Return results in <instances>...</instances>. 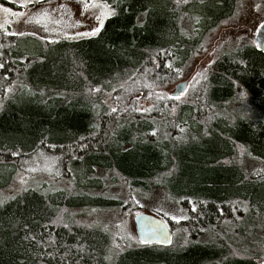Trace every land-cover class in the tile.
<instances>
[{
  "label": "trees",
  "instance_id": "16d2710c",
  "mask_svg": "<svg viewBox=\"0 0 264 264\" xmlns=\"http://www.w3.org/2000/svg\"><path fill=\"white\" fill-rule=\"evenodd\" d=\"M96 1L115 9L96 37L49 47L34 39L24 49L22 37L0 34V98L16 85L0 105V190L24 167L35 164L36 173L43 157L53 182L72 184L46 194L27 189L0 203V264L263 262L261 253L233 257L192 241L224 221L233 224L238 201L248 202L249 214L264 215V177L222 164L237 146L264 163V55L245 47L220 56L192 80L186 103L164 94L206 36L232 16L236 0ZM182 20H193L191 33ZM238 93L248 116L225 111ZM138 96L150 106L142 109ZM161 125L163 139L156 133ZM97 170L118 174L133 195L166 186L180 201L178 226L191 243H126L110 262L109 235L67 215L134 205V197L125 207L91 196L102 187Z\"/></svg>",
  "mask_w": 264,
  "mask_h": 264
},
{
  "label": "rangeland",
  "instance_id": "374dc122",
  "mask_svg": "<svg viewBox=\"0 0 264 264\" xmlns=\"http://www.w3.org/2000/svg\"><path fill=\"white\" fill-rule=\"evenodd\" d=\"M114 14V8L96 0H3V3H0V34L22 37L20 46L24 49L30 47V41L35 40L44 47H49L62 41L77 42L96 37L104 23ZM101 19L102 26L99 23ZM193 24V20H182L181 27L185 32L191 33ZM263 24L264 0H236L232 16L206 36L205 42L198 46L193 58L181 68L180 79L166 88L164 94L169 97L174 86L181 81L188 82V90L192 80L205 72L220 56L239 53L245 47H255L253 37ZM97 27L100 30L92 34V30ZM15 88L16 85L7 90L8 94L0 98V105L16 92ZM187 90L177 99L178 102L188 101ZM105 98L103 104L107 106L109 98L108 96ZM136 98L142 109L150 106L149 100H143L140 96ZM225 111L232 116L249 115L245 98L241 93L235 96ZM156 133L159 139L164 138L162 125L157 128ZM43 160L36 173L35 164L29 168L24 167V171L17 173L11 184L0 190V203L22 194L27 189L38 190L44 194L50 190H72L71 183L53 182L52 174L49 173L52 171L50 159L48 161L43 157ZM222 164L237 166L247 177L254 173L264 177V163L251 158L247 149L242 146H237L233 156L224 159ZM94 176L101 180L102 187L90 191L91 196L120 200L125 203V207L131 197L135 199L134 205L124 209L122 207L67 209L68 217L81 226L97 229L109 235L110 262L116 253L128 245L126 243L131 246L139 243L134 226V217L139 213L154 215L169 224L172 229V241L168 247L182 249L191 243L185 229L178 226L184 213L180 201L170 197L171 193L166 186L160 188L152 186L149 191L133 195L118 174L97 170ZM231 211L234 217L233 224L228 221L217 224L213 232L206 231L192 242L225 248L233 257L261 253V259L264 260V245L262 246L259 239L264 237V215L249 214L250 208L246 201H238L231 206ZM259 264H264V261Z\"/></svg>",
  "mask_w": 264,
  "mask_h": 264
},
{
  "label": "water",
  "instance_id": "95a60500",
  "mask_svg": "<svg viewBox=\"0 0 264 264\" xmlns=\"http://www.w3.org/2000/svg\"><path fill=\"white\" fill-rule=\"evenodd\" d=\"M253 42L258 52L264 55V24L256 31ZM187 81H181L174 86L173 92L169 95L177 99L187 90ZM134 226L137 240L142 245H157L166 247L172 241V229L164 220L146 213H139L134 217Z\"/></svg>",
  "mask_w": 264,
  "mask_h": 264
},
{
  "label": "snow or ice",
  "instance_id": "6c2138e0",
  "mask_svg": "<svg viewBox=\"0 0 264 264\" xmlns=\"http://www.w3.org/2000/svg\"><path fill=\"white\" fill-rule=\"evenodd\" d=\"M5 11H8V9H4ZM99 23H100V25L102 26V24H103V20L101 19L100 21H99ZM100 30V28L99 27H97V28H94L93 30H92V34H95L96 32H98ZM86 35V34H85ZM177 99H179V97H176Z\"/></svg>",
  "mask_w": 264,
  "mask_h": 264
}]
</instances>
